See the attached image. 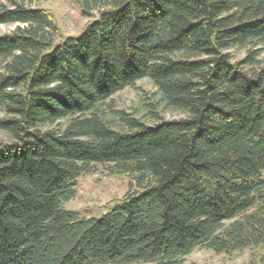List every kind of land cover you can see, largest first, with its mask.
Here are the masks:
<instances>
[{
    "label": "trees",
    "instance_id": "16d2710c",
    "mask_svg": "<svg viewBox=\"0 0 264 264\" xmlns=\"http://www.w3.org/2000/svg\"><path fill=\"white\" fill-rule=\"evenodd\" d=\"M40 1L0 3V264L264 248V0H65L93 20L61 41ZM142 80L145 119L112 104ZM99 166L126 194L99 218L64 209Z\"/></svg>",
    "mask_w": 264,
    "mask_h": 264
},
{
    "label": "rangeland",
    "instance_id": "374dc122",
    "mask_svg": "<svg viewBox=\"0 0 264 264\" xmlns=\"http://www.w3.org/2000/svg\"><path fill=\"white\" fill-rule=\"evenodd\" d=\"M3 0H0L2 3ZM46 10L55 20L59 29L57 41L78 35L93 20L81 15L79 8L65 0H41L33 5ZM95 16V15H93ZM15 26L1 25L0 35L14 30ZM260 50L259 62L264 66V47ZM234 61L244 58L246 50L232 49L229 51ZM155 89L148 80L137 82L134 88L125 89L112 98L113 106L120 111L137 114L145 119V103L153 98ZM166 121L185 118L180 111H161ZM147 120V119H146ZM11 139L0 131V145L9 144ZM130 179L113 175L104 167H96L93 173L82 176L78 180L74 198L63 205L64 209L75 211L81 217L99 218L111 209L112 202L121 199L127 192ZM186 264H264V248L246 249L232 254H216L208 249H198L185 259Z\"/></svg>",
    "mask_w": 264,
    "mask_h": 264
}]
</instances>
